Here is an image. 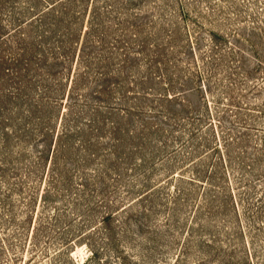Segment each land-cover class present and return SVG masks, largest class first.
<instances>
[{"label": "rangeland", "instance_id": "obj_1", "mask_svg": "<svg viewBox=\"0 0 264 264\" xmlns=\"http://www.w3.org/2000/svg\"><path fill=\"white\" fill-rule=\"evenodd\" d=\"M80 263L264 264V0H0V264Z\"/></svg>", "mask_w": 264, "mask_h": 264}, {"label": "trees", "instance_id": "obj_2", "mask_svg": "<svg viewBox=\"0 0 264 264\" xmlns=\"http://www.w3.org/2000/svg\"><path fill=\"white\" fill-rule=\"evenodd\" d=\"M203 102L206 105V101L203 100ZM213 148L218 149V146H214ZM80 264H83V263H80Z\"/></svg>", "mask_w": 264, "mask_h": 264}]
</instances>
